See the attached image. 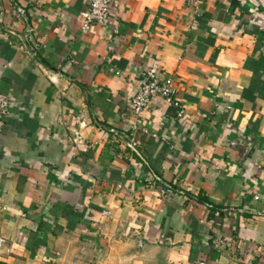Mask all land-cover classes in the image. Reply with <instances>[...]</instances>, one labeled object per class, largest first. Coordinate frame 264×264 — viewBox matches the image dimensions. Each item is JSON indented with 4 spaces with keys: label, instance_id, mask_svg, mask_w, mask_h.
<instances>
[{
    "label": "crops",
    "instance_id": "crops-1",
    "mask_svg": "<svg viewBox=\"0 0 264 264\" xmlns=\"http://www.w3.org/2000/svg\"><path fill=\"white\" fill-rule=\"evenodd\" d=\"M87 11L0 0V264H264V0Z\"/></svg>",
    "mask_w": 264,
    "mask_h": 264
},
{
    "label": "built area",
    "instance_id": "built-area-1",
    "mask_svg": "<svg viewBox=\"0 0 264 264\" xmlns=\"http://www.w3.org/2000/svg\"><path fill=\"white\" fill-rule=\"evenodd\" d=\"M196 0H190L194 5ZM88 11L85 16V22L82 26L84 32H89L94 25H104L109 18V7L113 0H86ZM177 88L172 78H160L156 73L149 72L138 82L137 90L133 98L129 100V106L135 116H140L152 102L157 98H161L179 107V102L176 99ZM10 99L0 92V133L3 131L5 118L9 114ZM179 116H182L180 112ZM130 145L136 147L138 141L135 136L130 139ZM171 188H160L158 195L160 198H168L172 195ZM4 240H0V251ZM204 264V263H202Z\"/></svg>",
    "mask_w": 264,
    "mask_h": 264
}]
</instances>
